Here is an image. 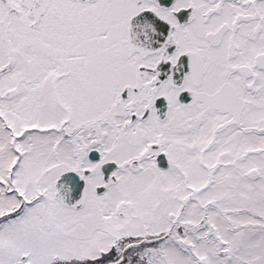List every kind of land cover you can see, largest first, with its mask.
<instances>
[{
	"label": "snow or ice",
	"instance_id": "6c2138e0",
	"mask_svg": "<svg viewBox=\"0 0 264 264\" xmlns=\"http://www.w3.org/2000/svg\"><path fill=\"white\" fill-rule=\"evenodd\" d=\"M0 264H264V0H0Z\"/></svg>",
	"mask_w": 264,
	"mask_h": 264
}]
</instances>
